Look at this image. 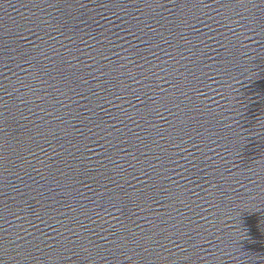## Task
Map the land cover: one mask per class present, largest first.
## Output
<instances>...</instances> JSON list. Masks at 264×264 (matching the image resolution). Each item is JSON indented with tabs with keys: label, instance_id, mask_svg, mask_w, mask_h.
<instances>
[{
	"label": "water",
	"instance_id": "95a60500",
	"mask_svg": "<svg viewBox=\"0 0 264 264\" xmlns=\"http://www.w3.org/2000/svg\"><path fill=\"white\" fill-rule=\"evenodd\" d=\"M0 264H264V0H0Z\"/></svg>",
	"mask_w": 264,
	"mask_h": 264
}]
</instances>
